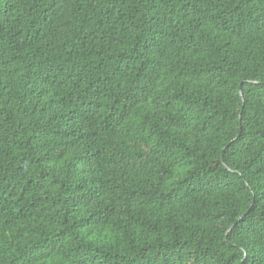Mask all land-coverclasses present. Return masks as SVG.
Here are the masks:
<instances>
[{
    "label": "trees",
    "instance_id": "1",
    "mask_svg": "<svg viewBox=\"0 0 264 264\" xmlns=\"http://www.w3.org/2000/svg\"><path fill=\"white\" fill-rule=\"evenodd\" d=\"M0 264H264V0H0Z\"/></svg>",
    "mask_w": 264,
    "mask_h": 264
},
{
    "label": "water",
    "instance_id": "2",
    "mask_svg": "<svg viewBox=\"0 0 264 264\" xmlns=\"http://www.w3.org/2000/svg\"><path fill=\"white\" fill-rule=\"evenodd\" d=\"M238 90H239L240 95L242 96V93H241V86H239ZM233 226H234V225H233ZM233 226H232V227H233ZM232 227H231V228H232Z\"/></svg>",
    "mask_w": 264,
    "mask_h": 264
}]
</instances>
